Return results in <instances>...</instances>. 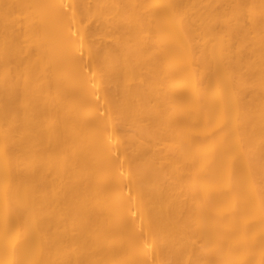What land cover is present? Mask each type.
Wrapping results in <instances>:
<instances>
[{
    "label": "bare ground",
    "instance_id": "bare-ground-1",
    "mask_svg": "<svg viewBox=\"0 0 264 264\" xmlns=\"http://www.w3.org/2000/svg\"><path fill=\"white\" fill-rule=\"evenodd\" d=\"M0 264H264V0H0Z\"/></svg>",
    "mask_w": 264,
    "mask_h": 264
}]
</instances>
